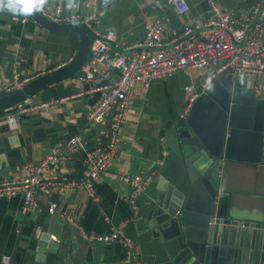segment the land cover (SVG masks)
Listing matches in <instances>:
<instances>
[{"label": "crops", "instance_id": "1", "mask_svg": "<svg viewBox=\"0 0 264 264\" xmlns=\"http://www.w3.org/2000/svg\"><path fill=\"white\" fill-rule=\"evenodd\" d=\"M189 10L179 14L166 0H45L43 10L53 14L56 6L63 13L76 7L94 19L96 31L112 32L120 42L118 47L110 44L109 53L129 51L130 46L142 40L147 25L159 19L167 38L172 29L182 28L194 22H204L211 17L205 0H186ZM224 9L235 12L238 20L248 16L257 0H216ZM25 19V21H22ZM264 29V26H263ZM96 42V38L94 40ZM264 45V30L258 40ZM78 40L74 34L43 27L31 17L13 15L7 10L0 12V96L3 87L11 82L15 72L21 77H35L50 72L67 63L76 53ZM88 59V58H87ZM98 77L104 75L105 67L96 62ZM194 69L177 70L162 80H154L148 86L136 85L128 106L117 156L107 165L94 182L97 200H92L82 189L60 186L54 189L51 201L64 212L66 218L60 230L57 260L65 264H124L125 247L115 241L99 243L89 241V233H107L112 227H121L124 235L135 244L142 264H156V251L144 234L142 218L152 195L157 170L165 154L163 135L174 120L184 118L182 111L191 97L200 94L215 69L206 71L199 78L193 77ZM117 72L110 70L107 83L116 78ZM248 88L264 99V76L252 75L244 78ZM93 81L82 80L73 75L57 81L33 95L35 102L50 101L48 109L17 116V127L9 128L6 122L8 110L0 111V181L20 180L26 176V164L38 162L50 153L59 150L60 143L69 136H77L88 143L99 140L105 127L104 121H89L88 112L98 99L90 91ZM191 87L186 91L184 87ZM187 93H190L187 96ZM63 152L69 153L67 148ZM264 153V141H263ZM70 159L60 162L50 173H66L76 177L81 171L70 154ZM122 172L138 174L153 173V181L136 197L137 213L134 215L128 201L129 186L118 178ZM229 194H233L231 205L237 218L245 221H264V164L236 162L225 177ZM38 208L21 212L22 195L0 198V254L9 256V250H25V239L33 241V231L47 212L49 201L37 194ZM260 218V219H259ZM80 226L77 229L76 226ZM51 238L56 237L51 234ZM88 243L93 251L86 257ZM28 246H31L30 243ZM9 257V258H10Z\"/></svg>", "mask_w": 264, "mask_h": 264}, {"label": "water", "instance_id": "2", "mask_svg": "<svg viewBox=\"0 0 264 264\" xmlns=\"http://www.w3.org/2000/svg\"><path fill=\"white\" fill-rule=\"evenodd\" d=\"M29 17L47 29L74 34L77 51L62 66L1 95L0 111L80 75L89 56L92 36L80 24L55 21L41 11ZM106 83L103 79L95 86ZM98 96L95 92L93 99ZM263 141L264 99L247 87L245 79L234 77L231 68L216 72L184 118L174 120L163 135L165 154L142 215L156 264H264V221L238 219L230 203L234 195L225 183L236 162L264 164ZM63 223L55 214L44 216L33 231V241L25 239V250L12 257L9 250V263H3L0 254V264H65L53 251L59 248ZM93 247L87 244L86 257L96 258Z\"/></svg>", "mask_w": 264, "mask_h": 264}, {"label": "built area", "instance_id": "3", "mask_svg": "<svg viewBox=\"0 0 264 264\" xmlns=\"http://www.w3.org/2000/svg\"><path fill=\"white\" fill-rule=\"evenodd\" d=\"M211 10V17L204 22H194L182 28L172 29L167 38L162 37L163 27L159 19L147 25L144 37L139 42L125 46L126 50L111 55L110 44L118 47L120 42L112 32L99 33L95 30L94 19L87 17L76 7L69 13H63L56 6L53 14L41 12L59 22H75L87 29L92 36L88 59L81 68L82 80L100 82L110 70H117L116 78L111 83L94 86L89 93L99 92L98 99L88 112L89 121H104L105 127L101 138L88 143L77 136H69L60 143V148L38 162H29L27 174L20 180L0 181V198L22 195L21 212L38 208L36 195L40 194L49 201L47 212L66 218L64 212L52 202L54 189L60 186L84 190L88 197L97 200L94 182L106 170L108 163L117 156L121 141L122 126L130 104L132 91L138 84L148 86L154 80H162L177 70L191 68H213L217 72L231 68L234 77L247 78L252 75L264 76V45L258 40L264 26V0H257L248 16L238 20L234 11L224 9L216 0H205ZM179 14L188 12L186 0H166ZM22 21H25L23 19ZM96 38V42H94ZM104 65V75L98 77L95 63ZM36 77V76H35ZM33 77H21L14 73L11 82L3 87V94L20 89ZM95 85V84H94ZM192 91L191 87H184ZM197 96L191 97L192 102ZM50 101L35 102L26 97L10 107L6 115L9 128L17 127V116L49 108ZM190 108L188 103L183 111L184 117ZM67 148L72 158L81 164V171L76 177L66 173H50L60 162L70 157L63 152ZM153 173L138 174L122 172L118 178L129 186L128 201L132 212L137 213L136 197L144 187L153 181ZM80 229V226H76ZM81 230V229H80ZM89 241L110 243L118 241L125 247L124 264H142L133 241L123 234L121 227H112L107 233L86 235ZM9 256H2L3 263H9Z\"/></svg>", "mask_w": 264, "mask_h": 264}, {"label": "clouds", "instance_id": "4", "mask_svg": "<svg viewBox=\"0 0 264 264\" xmlns=\"http://www.w3.org/2000/svg\"><path fill=\"white\" fill-rule=\"evenodd\" d=\"M45 0H0V11L7 10L13 15H32L41 11Z\"/></svg>", "mask_w": 264, "mask_h": 264}, {"label": "rangeland", "instance_id": "5", "mask_svg": "<svg viewBox=\"0 0 264 264\" xmlns=\"http://www.w3.org/2000/svg\"><path fill=\"white\" fill-rule=\"evenodd\" d=\"M213 68H208V67H204V68H201V69H194V75L193 77L195 78H199L201 75H203L206 71H209ZM190 93H187V96H189ZM260 219V218H259ZM261 219H264V216L261 218Z\"/></svg>", "mask_w": 264, "mask_h": 264}]
</instances>
